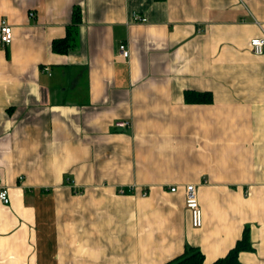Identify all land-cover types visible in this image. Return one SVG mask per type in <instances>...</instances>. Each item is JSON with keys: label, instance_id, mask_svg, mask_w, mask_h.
I'll list each match as a JSON object with an SVG mask.
<instances>
[{"label": "crops", "instance_id": "crops-1", "mask_svg": "<svg viewBox=\"0 0 264 264\" xmlns=\"http://www.w3.org/2000/svg\"><path fill=\"white\" fill-rule=\"evenodd\" d=\"M2 18L0 264H164L188 246L210 264L246 225L238 259L264 264V0H0Z\"/></svg>", "mask_w": 264, "mask_h": 264}, {"label": "trees", "instance_id": "trees-1", "mask_svg": "<svg viewBox=\"0 0 264 264\" xmlns=\"http://www.w3.org/2000/svg\"><path fill=\"white\" fill-rule=\"evenodd\" d=\"M79 10L74 8L72 12L73 21L78 20ZM51 49L57 53H66L69 49L68 37L61 39H55L52 41ZM185 101L188 103L192 102H210L211 97L207 93H198L192 91H186L184 93ZM122 191L131 192L130 188H125ZM252 250L250 236H249V226L246 225L242 231V235L236 240L235 244L227 251V253L215 259L210 264H242L238 259V254L240 251ZM204 255L198 247L188 246L184 251L167 261L164 264H203Z\"/></svg>", "mask_w": 264, "mask_h": 264}, {"label": "built area", "instance_id": "built-area-1", "mask_svg": "<svg viewBox=\"0 0 264 264\" xmlns=\"http://www.w3.org/2000/svg\"><path fill=\"white\" fill-rule=\"evenodd\" d=\"M32 15V13H30ZM133 20L135 21H144L143 16L138 14H133ZM0 42L3 46L8 45L11 42V26L2 18L0 20ZM250 45L253 52L260 54L264 50V35L259 38H252L250 40ZM119 54L123 58H127L129 55V49L125 43H120L118 46ZM126 124V123H125ZM21 178V177H20ZM177 186H170V191H175ZM183 196L184 204L190 212L191 224L193 227H200L202 225V210L197 198V186L193 183L183 185ZM0 201L4 204L9 202L8 190L7 187L1 184L0 177Z\"/></svg>", "mask_w": 264, "mask_h": 264}]
</instances>
